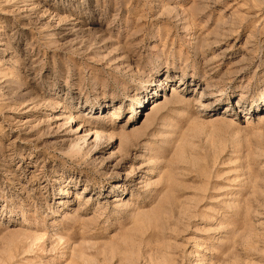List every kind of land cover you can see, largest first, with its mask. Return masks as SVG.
Instances as JSON below:
<instances>
[{
	"label": "rangeland",
	"instance_id": "obj_1",
	"mask_svg": "<svg viewBox=\"0 0 264 264\" xmlns=\"http://www.w3.org/2000/svg\"><path fill=\"white\" fill-rule=\"evenodd\" d=\"M0 264H264V0H0Z\"/></svg>",
	"mask_w": 264,
	"mask_h": 264
}]
</instances>
